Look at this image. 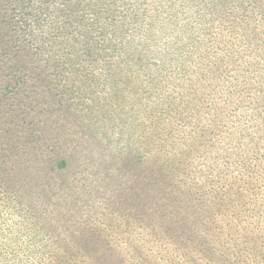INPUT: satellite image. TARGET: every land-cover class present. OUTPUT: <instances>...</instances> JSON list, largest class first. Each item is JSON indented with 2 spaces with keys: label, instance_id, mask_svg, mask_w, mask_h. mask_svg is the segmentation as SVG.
Segmentation results:
<instances>
[{
  "label": "trees",
  "instance_id": "1",
  "mask_svg": "<svg viewBox=\"0 0 264 264\" xmlns=\"http://www.w3.org/2000/svg\"><path fill=\"white\" fill-rule=\"evenodd\" d=\"M160 3L0 0V264H264L257 225L264 203L255 191L249 209L242 192L229 193L236 180L262 187L264 121L242 153H220L226 164L231 158L241 164L222 192L207 190L215 199L209 209L196 195L200 184L180 170L189 155L167 148L188 94L164 102L147 91L151 98L139 99V190L84 197L80 180L64 175L75 159L70 144L96 139L92 133L101 138L98 112L109 113L112 99L122 101L128 88L120 83L143 88L147 76L161 81L163 66L191 87L228 80L229 66L236 78L264 82V0H220V16L196 21L189 31L177 24L157 50ZM156 54L162 67L152 64ZM133 158L120 160L129 165ZM213 208L230 221L235 251L227 239L219 243L202 231L217 229ZM246 221L255 225L242 226Z\"/></svg>",
  "mask_w": 264,
  "mask_h": 264
},
{
  "label": "rangeland",
  "instance_id": "2",
  "mask_svg": "<svg viewBox=\"0 0 264 264\" xmlns=\"http://www.w3.org/2000/svg\"><path fill=\"white\" fill-rule=\"evenodd\" d=\"M156 1H161L158 4V13L163 17V25H160V29L162 28L163 31L159 32L160 34L155 38L157 50L161 48V45L162 48L165 47L164 40L172 38L177 24H183L182 30L189 31L190 26L196 21L220 16V0ZM189 22L190 25L187 27ZM183 34L185 35V33ZM156 56L159 54L155 55L153 66L160 64L159 67H162V63H159L160 60L156 59ZM162 68L163 79L155 82L152 79L154 76L145 77L147 80L143 86L145 89L141 88L142 85L139 83L134 85L120 83L121 89L124 86L128 88V91L124 90V93L120 94L122 101L117 103L116 99H112V102L107 105L109 113L98 112L103 132L96 131L101 138L92 133L96 139L89 138L90 141L83 142L79 138L81 143L77 144L75 141V145L70 144L75 147V159L72 169L64 175L67 178L75 176L80 180L79 190L85 194L84 197L89 194L91 196L99 195L104 192V189L116 188L118 191H125L137 187L139 190L136 183L137 181L139 183L141 179V168L137 156L139 150L142 151L140 139L143 123V111L139 99L143 96H152L153 100L159 98L164 102L167 99L178 102L186 97V94L191 96L190 100L185 101L188 106L187 112L183 113L186 114L180 117L177 124H173L171 134L167 136V148L172 154L176 152L189 155L187 158L182 157L183 161L188 164L184 167V164L180 165V170L187 168L189 178L200 184L203 193L199 192L196 195L204 197L205 203L209 204L208 209L215 199L211 198L207 190L222 192V187L228 185L229 179L226 177L230 178L236 174L241 162L231 158L232 162L226 164L224 160L220 159V153L227 149L242 153L250 143V136L264 121V82H259L258 79L244 80L239 76L238 79L234 67L229 66L231 77L228 80H219V83L214 80H205L198 85L193 84L191 87L188 84L185 86L182 83L183 79H176L171 73H167L164 66ZM135 79L136 77H134ZM124 80L128 81L129 79ZM153 84L152 89H146L147 86L150 87ZM137 85L139 87L135 93L134 89ZM147 91L151 95L147 94ZM109 104L114 106L110 107ZM241 129V132H244L242 137H240ZM235 137L237 139L240 137V140L237 141ZM130 154L135 155V158L129 165H123L120 158ZM172 178H174L173 175ZM259 184L262 185L261 188H258V185L252 186L250 183L249 187L242 186L241 181L236 180L232 184L233 191H229V193L242 192L250 209L251 199L255 200V191L258 192L259 202L264 203V181H260ZM240 198L241 196H235L232 198V202L239 204ZM210 200H212L211 203H209ZM259 207L264 215V205H259ZM213 211L215 213L211 218L217 223V229L214 230L212 226H209L202 231L208 234V238L214 235L218 236L219 243L220 238L222 241L227 239L226 246L230 245L231 247L233 244L232 249L235 251L236 247L233 243L235 234L232 228L227 229V224L231 225L230 221L225 219L220 209L209 210V212ZM258 219L260 221L257 223L260 225L259 233H264V217L259 216ZM251 223L246 221V224L243 223L242 226L255 225L253 221ZM220 225L222 230H220ZM200 228L201 225H199V230ZM220 232H222V236ZM226 232L229 233L228 236H226Z\"/></svg>",
  "mask_w": 264,
  "mask_h": 264
}]
</instances>
